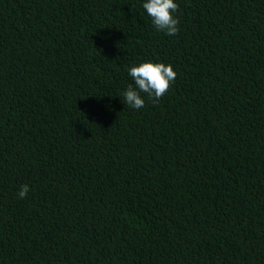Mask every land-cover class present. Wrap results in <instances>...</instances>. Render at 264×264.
I'll return each instance as SVG.
<instances>
[{"label":"trees","instance_id":"obj_1","mask_svg":"<svg viewBox=\"0 0 264 264\" xmlns=\"http://www.w3.org/2000/svg\"><path fill=\"white\" fill-rule=\"evenodd\" d=\"M144 2L0 0V264H264V0Z\"/></svg>","mask_w":264,"mask_h":264},{"label":"clouds","instance_id":"obj_2","mask_svg":"<svg viewBox=\"0 0 264 264\" xmlns=\"http://www.w3.org/2000/svg\"><path fill=\"white\" fill-rule=\"evenodd\" d=\"M143 9L151 18V22L157 31L168 36L178 33L179 20L174 16L178 12V4L174 0H145ZM128 75L134 81L122 92L124 104L132 109L139 110L145 106V100L141 93L155 104L168 92L176 79V72L172 66L151 61L140 63L128 69ZM27 185H22L17 193L20 199H24L29 192Z\"/></svg>","mask_w":264,"mask_h":264}]
</instances>
